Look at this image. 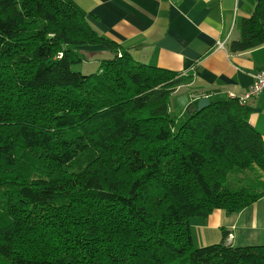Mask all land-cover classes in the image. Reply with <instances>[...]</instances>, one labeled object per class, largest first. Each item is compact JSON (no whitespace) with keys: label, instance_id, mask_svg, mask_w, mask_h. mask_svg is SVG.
<instances>
[{"label":"trees","instance_id":"16d2710c","mask_svg":"<svg viewBox=\"0 0 264 264\" xmlns=\"http://www.w3.org/2000/svg\"><path fill=\"white\" fill-rule=\"evenodd\" d=\"M263 44L258 0L229 48ZM85 45L112 53L91 74L72 68ZM190 78L137 61L73 0H0V264H264L226 230L194 244L193 217L264 197V136L237 98L178 125Z\"/></svg>","mask_w":264,"mask_h":264},{"label":"crops","instance_id":"0c3cea01","mask_svg":"<svg viewBox=\"0 0 264 264\" xmlns=\"http://www.w3.org/2000/svg\"><path fill=\"white\" fill-rule=\"evenodd\" d=\"M258 0H73L101 35L115 40L142 63L190 75L172 95V112L191 115L198 100H226L241 96L264 69V44L232 52L229 44L241 36V22L252 15ZM81 48V49H80ZM90 57L103 45L80 46ZM180 100V102H179ZM249 121L264 136V91L244 104ZM181 106V107H180ZM194 244L222 240L248 246L264 244V197L238 213L216 209L207 217H193Z\"/></svg>","mask_w":264,"mask_h":264},{"label":"rangeland","instance_id":"374dc122","mask_svg":"<svg viewBox=\"0 0 264 264\" xmlns=\"http://www.w3.org/2000/svg\"><path fill=\"white\" fill-rule=\"evenodd\" d=\"M78 53H79L80 57L82 58V60L76 64H73L72 68L76 71L82 72L83 74H91V73L97 72L99 69L100 63H101L100 60L104 59V58L112 57V53H107V55H103L102 53H99V54H94L91 57L87 51L78 50ZM179 102H180V100H179ZM174 112H176L175 108H174ZM187 117H188V114L185 116L179 117L178 125L182 124L187 119ZM247 173L248 172L240 174L239 177H242V178L246 177ZM248 174H250V173H248ZM250 176H252V175L250 174ZM237 179L238 178H236L235 175L229 176V182H236ZM244 180L245 179H243V181ZM195 246L198 247L196 243H195Z\"/></svg>","mask_w":264,"mask_h":264},{"label":"built area","instance_id":"2783aa9c","mask_svg":"<svg viewBox=\"0 0 264 264\" xmlns=\"http://www.w3.org/2000/svg\"><path fill=\"white\" fill-rule=\"evenodd\" d=\"M264 91V69L257 71L253 75V82L249 85L247 90L241 96H237L234 93H230V98H237L240 103L245 104V102L255 96H258Z\"/></svg>","mask_w":264,"mask_h":264},{"label":"water","instance_id":"95a60500","mask_svg":"<svg viewBox=\"0 0 264 264\" xmlns=\"http://www.w3.org/2000/svg\"><path fill=\"white\" fill-rule=\"evenodd\" d=\"M210 104V101L207 96H203L198 100L197 110H201L207 107Z\"/></svg>","mask_w":264,"mask_h":264}]
</instances>
